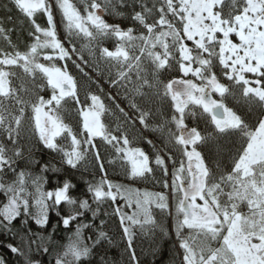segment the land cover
Listing matches in <instances>:
<instances>
[{
	"label": "snow or ice",
	"instance_id": "snow-or-ice-1",
	"mask_svg": "<svg viewBox=\"0 0 264 264\" xmlns=\"http://www.w3.org/2000/svg\"><path fill=\"white\" fill-rule=\"evenodd\" d=\"M78 3L83 5V12L73 0L0 3L8 22L13 20V9L24 15L30 22L28 36L32 38L25 50H20L11 39L13 29L0 22V41L6 45L0 47V193L6 198L0 205V227L11 230L13 221L23 214L43 228L49 223V211L54 210L67 229L87 212L95 218L101 203L109 200L115 203L119 197L129 207L135 203L131 215L120 207L114 210L131 249V226H139L142 231L159 227L152 216V207L169 211L170 201L175 200L173 220L182 250L181 264H264V0H131V3L78 0ZM124 7L132 8L131 19L140 28L138 34L133 27L123 29L103 19V13L123 15L118 9ZM38 13L46 19L45 26L37 23ZM61 25L70 48L58 35ZM233 36L238 43L233 42ZM80 39L87 42L84 47L90 54L99 52L100 59L108 65L113 86L132 84L130 91L135 95L151 100L149 93L143 91L147 88L152 90V96L170 100L171 117L158 109L160 123L152 127L165 139V154L156 151L155 168L141 148L130 146L127 131L121 125L110 129L103 122L102 117L109 109L101 97L86 92L82 100L78 82L67 65L57 66L58 61L71 60L74 54L83 59L75 46ZM108 39L116 41L111 50L103 46ZM173 61L182 77L192 76L199 83L175 77L167 82L161 80V71L173 68ZM217 62L230 84L218 78L214 71ZM73 63L80 68L75 60ZM96 68L99 72V64ZM247 73L256 78L248 79ZM45 89L50 90L47 98L40 95ZM233 89L240 90L239 96ZM214 93L220 99H214ZM228 96L242 101L250 110L258 109L254 125L225 103ZM69 101L74 102L80 118L78 128L66 123L62 115ZM130 107L138 113L139 123L148 128L154 115L151 109L141 107L135 100L130 101ZM196 109L202 110L199 116L213 126L212 131L205 133L186 124L188 117L198 115ZM119 110L127 119L124 109ZM25 122L39 143L60 154L62 163L73 169L88 156H94L100 172L105 173L98 181L88 183L87 192L97 208L87 199L70 195L74 185L67 180L62 187L45 191L43 173L49 170L48 165L41 167L40 175L19 168L21 162L31 160L30 155L25 156L21 144ZM230 135L239 137V146L230 165L221 168L217 163L214 171L198 149ZM97 138L112 147L114 159L126 162L123 171L127 178L157 179V171L161 172L158 179L167 194L141 193L108 179L95 143ZM170 145L179 152V160L170 154ZM57 170L52 167V171ZM62 204L68 206L64 215L60 211ZM242 206L247 207V212L241 211ZM93 227L76 223L68 243L63 245L64 251L57 253L55 264H84L92 248L108 239L104 231L93 233L95 239L85 238L84 230ZM35 242L30 237L25 241L28 251L11 244L8 248L23 258V264H39L31 258V245ZM43 251L47 253L49 249L44 247ZM131 260H137L134 251ZM0 264H4L2 259Z\"/></svg>",
	"mask_w": 264,
	"mask_h": 264
},
{
	"label": "trees",
	"instance_id": "trees-1",
	"mask_svg": "<svg viewBox=\"0 0 264 264\" xmlns=\"http://www.w3.org/2000/svg\"><path fill=\"white\" fill-rule=\"evenodd\" d=\"M77 2V6L83 12V5ZM131 3V0H128ZM0 3H7V0H0ZM150 6V5H149ZM139 11V7L136 8ZM118 11L123 15H114L111 13H103V19L109 24H119L121 28L127 29L133 27L137 29V34L140 30L139 26L131 19L132 8L124 7L119 8ZM11 15L13 16L12 22H8L4 18V13L0 10V22H2L5 28H12L11 39L13 43L17 44L20 50H25L26 44L31 43L32 38L28 36V31L31 30L30 22L24 17L18 10L13 9ZM59 22L60 17H56ZM37 23L42 26L46 25V19L41 14H37ZM59 37L64 40L65 32L63 26H60ZM66 47H71L67 40H64ZM87 42L84 39L75 41V46L78 49L79 54L83 57L82 60L78 59L74 54L71 60L58 61L57 66L67 65L69 73L76 79L79 87L80 98L83 100L86 92H91L101 97L105 106L109 109L102 120L110 128L115 129L117 125H121L128 134L131 147H139L150 157V165L155 168L154 158L157 149L162 150L161 154L164 155L165 139L159 132L153 131L152 127L155 124L160 123V116L157 110L160 109L164 116L170 118L172 115L171 102L169 99L160 100L155 96H152V90L144 88L143 91L149 93L151 100H147L144 96L135 95L130 91L133 87L132 84H123L113 86L109 82V70L108 65L100 59L99 52L90 54V51L84 45ZM116 41L114 39H108L104 41L105 47L110 50L114 48ZM192 47L191 42H188ZM0 47H6L3 41H0ZM50 51V50H49ZM80 64V68L76 67V64ZM87 61V63H85ZM97 64H99V72L97 71ZM214 71L221 75L222 71L220 67L214 68ZM115 75V69H112V76ZM181 73L178 70V66L173 61V68L168 70H162L160 73V79L164 82L172 78H178ZM132 79L135 80V74L132 75ZM15 83H18L16 81ZM225 84H230L229 81L224 79ZM239 96V89H233ZM40 95H44L46 98L50 95V90L40 92ZM27 98V97H26ZM135 100L143 108H150L154 115L149 120V127L145 128L139 123L137 119L138 113L130 107V101ZM225 103L233 108L238 114L242 115L245 120L254 125L259 114L258 109L253 107L251 110L248 105L242 101L238 102L232 96H228ZM119 105V108L117 107ZM65 110L62 115L66 123L78 128V121L80 120L78 114L74 110V102L69 101L64 105ZM120 108L124 109L127 113V119L120 112ZM29 114L31 110L29 109ZM198 115L188 117L186 124L189 127L197 126L202 132H210L213 130V126L210 123H206L204 118L199 116L201 109H196ZM174 128V126H173ZM119 134V133H114ZM152 143H148V141ZM95 143L98 146V150L102 157V163L106 169L107 177L111 179H119L124 181L136 182L125 176L123 169L127 167L125 161L121 159H114L115 153L112 147L102 140L97 138ZM21 144L24 145L25 156H31V160H24L19 164V168H24L27 171L33 173V175H40V169L44 165L49 166V170L43 173L46 178L44 183V190H52L57 186H62L67 180L74 187L70 189V195L74 198H80L85 196L88 188V183H94L100 179L105 173H101L99 164L94 159V156H88L84 161H81L77 168L73 169L70 166L63 164L61 155L45 148L38 139L33 136L28 123L21 131ZM155 146V147H154ZM239 146V137L235 135L219 137L215 142H210L206 146H201L198 150H201L206 163L215 171L216 165L219 163L221 168H227L231 163V157L235 153L236 148ZM172 155L176 156L177 160L180 158V154L176 148L171 147ZM30 150V152H29ZM112 163H109V161ZM171 164V161H170ZM58 169L52 171V167ZM19 170V169H18ZM230 170V168H229ZM162 175L157 171L156 176ZM11 177H9L10 179ZM149 176L148 182L152 181ZM151 180V181H150ZM148 185V184H147ZM30 191H34L29 186ZM6 202V198L3 193H0V205ZM95 209L97 205L89 202ZM116 203H120V199H117L115 203L112 201H105L99 205L97 216L93 218L91 212H87L85 217L78 218L77 222H73L69 228H65L60 222V218L56 215L54 210H50L48 213L49 223L43 228L37 226L31 217H25L23 214L17 217L12 225L11 230H5L0 227V257L4 261V264H23V258L18 254H13L8 245L11 244L15 247L21 248L24 251H28L25 241L30 237L36 242L31 245V258L35 261H39V264H55V258L57 253H60L68 238L71 236L76 228V223H88L94 225L91 229H86L88 236L95 239L93 233L98 231H104L108 239L102 240L99 244L92 248V252L89 257L84 260V264H181L182 250L179 248V241L176 236V231L171 228L169 221V215L167 211H161L158 208H153L152 216L155 219L157 225L154 229L142 231L139 226L132 231V248L128 247V239L123 234L121 229L120 220L115 215ZM68 206L62 204L60 206L61 214L67 213ZM35 213V207L31 209ZM25 220L27 223H25ZM104 224L101 225V221ZM186 233V230H185ZM37 236L43 237V239H37ZM50 238V239H49ZM111 241V242H109ZM89 246H91V240H89ZM37 245H41L38 249ZM47 247L49 251L45 253L43 248ZM134 251L137 260H131V254Z\"/></svg>",
	"mask_w": 264,
	"mask_h": 264
},
{
	"label": "rangeland",
	"instance_id": "rangeland-1",
	"mask_svg": "<svg viewBox=\"0 0 264 264\" xmlns=\"http://www.w3.org/2000/svg\"><path fill=\"white\" fill-rule=\"evenodd\" d=\"M232 39H233V42H235V43H238L239 41H238V39L236 38V37H231ZM246 75V77L248 78V79H250V80H253V79H255L256 77H254L253 76V74H251V73H247V74H245ZM217 76H218V78L221 80V82H223L224 83V79H226V78H224V76H223V73H221V75L219 76V74L217 73ZM178 78H185V79H193L194 81H195V78L194 77H192V76H188V77H182V74H181V76L180 77H178ZM195 82H197V83H199V81H195ZM253 86H255V85H253ZM213 98L214 99H220V97L218 96V95H216L215 93L213 94ZM158 150V149H157ZM146 153V152H145ZM151 166V165H150ZM168 166H169V171L171 172V164H170V161H168ZM162 175H158V176H156L157 177V179H154V178H152L151 176V178H152V181L154 180V182H148V179H136V180H134V181H136V182H132V181H124V180H119V179H111V178H109L108 177V179H110L111 181H113L114 183H117V184H122V185H124L126 188H130V189H132V190H139L141 193H144V192H149V193H152V192H161V191H164L166 194H167V192H166V190L165 189H163V187H162V182H160L159 181V177H161ZM101 178V177H100ZM150 178V179H151ZM151 181V180H150ZM148 184V185H147ZM63 186V185H62ZM62 186H60V187H62ZM52 190H54V189H52ZM45 191H48V190H45ZM78 199H87L89 202H90V200H92V197H91V194H89V193H87L85 196H82V197H80V198H78ZM117 199H120L119 197L117 198ZM198 203H202L201 201H197ZM170 203H171V209L169 210V211H167L168 212V215H169V221H170V223H171V228L172 229H174L175 230V227H174V220H173V216L175 215V204H176V201L175 200H172V201H170ZM117 207H120L121 209H122V211L123 212H125V213H127L128 215H131L132 213H133V211L135 210V203H133L132 204V206L131 207H129V206H127V203H126V201L125 200H123V199H120V203H116V208ZM153 208H155L154 206L152 207V209H151V211L153 212ZM35 211H36V208H35ZM241 211H243V212H247V207L246 206H242L241 207ZM117 216V215H116ZM118 218H119V220H120V217L119 216H117ZM137 226H131V229H135ZM121 229H122V227H121ZM83 235H84V237L85 238H87V237H89L88 236V233L86 232V230H84V233H83ZM87 243H89V240L87 241ZM64 251V249L60 252V253H62ZM182 252V251H181ZM182 254V253H181ZM0 259H1V257H0Z\"/></svg>",
	"mask_w": 264,
	"mask_h": 264
}]
</instances>
